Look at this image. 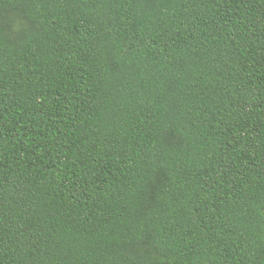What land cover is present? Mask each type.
I'll return each mask as SVG.
<instances>
[{"label":"trees","instance_id":"trees-1","mask_svg":"<svg viewBox=\"0 0 264 264\" xmlns=\"http://www.w3.org/2000/svg\"><path fill=\"white\" fill-rule=\"evenodd\" d=\"M0 264H264V0H0Z\"/></svg>","mask_w":264,"mask_h":264}]
</instances>
